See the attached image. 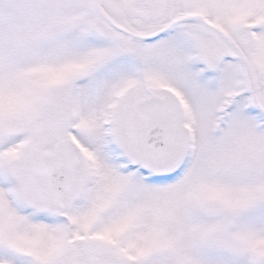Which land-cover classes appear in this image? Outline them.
Wrapping results in <instances>:
<instances>
[{
  "label": "snow or ice",
  "instance_id": "snow-or-ice-1",
  "mask_svg": "<svg viewBox=\"0 0 264 264\" xmlns=\"http://www.w3.org/2000/svg\"><path fill=\"white\" fill-rule=\"evenodd\" d=\"M0 264H264V0H0Z\"/></svg>",
  "mask_w": 264,
  "mask_h": 264
}]
</instances>
